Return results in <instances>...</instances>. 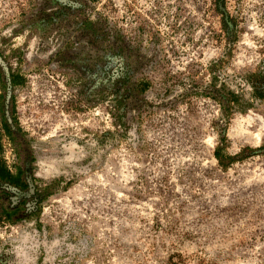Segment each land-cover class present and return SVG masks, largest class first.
<instances>
[{
    "label": "rangeland",
    "instance_id": "obj_1",
    "mask_svg": "<svg viewBox=\"0 0 264 264\" xmlns=\"http://www.w3.org/2000/svg\"><path fill=\"white\" fill-rule=\"evenodd\" d=\"M0 65V264H264V0H0Z\"/></svg>",
    "mask_w": 264,
    "mask_h": 264
},
{
    "label": "trees",
    "instance_id": "obj_2",
    "mask_svg": "<svg viewBox=\"0 0 264 264\" xmlns=\"http://www.w3.org/2000/svg\"><path fill=\"white\" fill-rule=\"evenodd\" d=\"M219 1L222 2L224 0H217V2ZM11 84L13 85V87L22 84L25 80L24 75H20L18 73H9L8 74ZM263 79H264V75H262ZM3 72L0 68V80L3 83ZM145 85L147 86V82H145ZM5 85H3L4 87ZM147 89V88H146ZM257 97H259L260 99H264V86L263 87H256L255 91ZM236 98V97H234ZM235 100V99H233ZM6 126L9 127L10 129V123L6 120L5 122ZM11 130V129H10ZM6 134H10V131L7 130L6 127H0V152L3 150V144H2V135H4V133ZM214 156L215 158L218 160V162L220 163L221 166L223 167H227V165L224 163V161L226 160V158L229 159V162L232 164L235 159L237 158L236 156H232L230 155V157H226V155L224 154V149L221 147L220 144H217L214 148ZM21 177H22V171L19 169L18 166H16L15 171H11V169H9L7 167V165L3 162L0 161V180L9 183L10 185L16 186V187H21ZM3 199V195L2 192L0 191V203L2 202ZM24 207V203L19 202V204L14 205L12 207L6 206V207H2V216H4V218L9 221V222H14L15 221V217L19 215V213L22 211V208Z\"/></svg>",
    "mask_w": 264,
    "mask_h": 264
},
{
    "label": "flooded vegetation",
    "instance_id": "obj_3",
    "mask_svg": "<svg viewBox=\"0 0 264 264\" xmlns=\"http://www.w3.org/2000/svg\"><path fill=\"white\" fill-rule=\"evenodd\" d=\"M0 68H2L1 67V65H0ZM2 72H3V70H2ZM9 73H18V72H15L14 70H12L11 69V71H9ZM18 74H20V75H22L21 73H18ZM3 75H5L6 76V74H5V72H4V74ZM7 77V76H6ZM3 85H5L4 87H3ZM10 86H13L12 84H11V81H10V78L9 77H7V78H5L4 77V79H3V83H2V86H1V89L3 88V90H1V92H0V127H6L7 128V130H9L10 131V134H6V133H4L3 131V133H4V135H2V144H3V142H4V138L6 137L7 139H9V141H12V140H15V137L17 136V132L19 131L18 129H16V127H14L10 122V119H9V117H8V113H9V111H8V105H6V97H7V94H8V89H9V87ZM6 120L10 123V129H9V127H7L6 126V124H5V122H6ZM13 149V148H12ZM6 158H8V157H4V155H3V152L1 151L0 152V161H3L6 165H7V167L9 168V169H11V171H14L13 169H12V167H11V165H9L8 164V162L9 161H7L6 160ZM15 162V161H14ZM18 167H19V169L22 171V177H21V187H19V188H22L23 186H25L26 188H28V189H30L29 188V185L27 184V182H28V180L27 179H25L24 178V176H25V171H24V169H23V167L20 165V164H18ZM4 182V181H3ZM5 183H7V182H5ZM16 187V186H15Z\"/></svg>",
    "mask_w": 264,
    "mask_h": 264
}]
</instances>
